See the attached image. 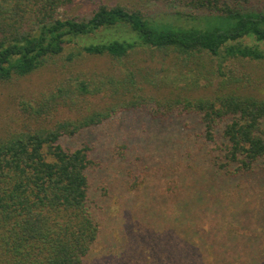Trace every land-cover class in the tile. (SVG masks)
<instances>
[{
    "label": "trees",
    "instance_id": "1",
    "mask_svg": "<svg viewBox=\"0 0 264 264\" xmlns=\"http://www.w3.org/2000/svg\"><path fill=\"white\" fill-rule=\"evenodd\" d=\"M87 2L88 16L61 12ZM252 3L0 0V83L33 73L68 48V61L109 56L125 68L99 81L73 72L41 98L16 101V117L0 126V264H88L98 254L110 264L121 249L128 251L127 264H264V234L238 222L229 199L253 176H264V95L252 91L264 74L250 65L264 61V6ZM141 51L175 56L209 80L216 72L218 88L198 92L196 75L170 86L169 75L156 82V67L131 61ZM214 57L218 64L210 70ZM157 71L169 70L162 62ZM93 96L102 102L91 106ZM138 110L162 123L195 117L198 143L208 148L205 171L196 169L188 184L172 180L176 187L167 188L179 219L175 249L161 246L160 263L153 244L142 249L122 225L105 227L92 205L89 174L101 161L87 143H63ZM128 178L126 190L139 189V175L129 171Z\"/></svg>",
    "mask_w": 264,
    "mask_h": 264
},
{
    "label": "rangeland",
    "instance_id": "2",
    "mask_svg": "<svg viewBox=\"0 0 264 264\" xmlns=\"http://www.w3.org/2000/svg\"><path fill=\"white\" fill-rule=\"evenodd\" d=\"M117 1L132 3L137 0ZM251 1L254 2L252 4L264 6V0ZM151 6V10L159 11L156 5ZM91 7L92 4L87 2L61 9V12L88 16ZM247 41L254 42L250 39ZM69 51L70 48L63 55L49 58L39 69L25 77L0 83V126L6 123L5 119L9 121L11 116L16 117L19 108L16 101L23 98L35 100L41 98L44 93L60 85L73 72L77 73L82 70L81 76L91 81H99L106 74H118L125 69L121 61L109 56L84 54L76 60L68 61L66 53ZM205 59L207 58H202L198 63H202ZM214 60L216 62L209 61L207 64L210 70L211 65L216 69L218 58L214 57ZM131 61H138L141 66L147 68L156 67L154 72L156 82H163L162 77L169 75V79L165 78L168 86L179 81L183 75H196L195 78L199 80L196 90L204 92L205 89L218 88L221 80L216 72L210 74L211 80H209L198 74L199 70L195 65L193 70L192 67L182 66L175 56L166 60L160 53H157L152 58L149 52L141 51L135 56V60ZM127 62L130 65V62ZM162 62L166 70H169L168 72L157 71L160 70ZM250 65L253 67L254 74H264V61ZM68 69H73V71H68ZM252 91L264 95V83L258 80ZM91 102L93 106L102 102V99L93 96ZM200 128L195 117L172 116L162 123L151 120L144 111L138 110L122 112L93 130L83 132L73 138L63 139V143L72 148L83 146L85 143L89 144L92 147L91 155L101 161L97 169L89 171L92 179V205L97 217L104 222L107 228L122 225L125 230L133 232V241L142 249L153 244L155 259L159 263L162 260L159 251L161 246L170 243V249H175L174 227L179 219V215L176 218L178 212L172 198L165 197L169 192L167 188L176 187L173 182L175 180L179 185L180 183L188 184L191 181V174H194L192 171L196 169L205 171L208 166L206 156L208 148L205 144L199 145L198 143L200 139L198 140L197 133ZM124 145L126 147H123ZM129 171H134L139 175L138 181L141 185L134 191L126 190ZM237 181L239 180L236 179L233 182L234 185ZM231 187L226 188L229 190V195L234 193ZM229 199L232 201L230 213L234 214L236 220L244 227L264 234V176L260 179L253 176ZM183 224L187 225V223ZM135 230H138V234H135ZM102 248V245L97 247L99 253ZM192 250L195 249L192 248ZM117 252L111 254L110 264H127L128 251L121 249L120 253ZM98 256L99 259L88 264H103L101 256L99 254ZM175 260L170 264H176Z\"/></svg>",
    "mask_w": 264,
    "mask_h": 264
}]
</instances>
